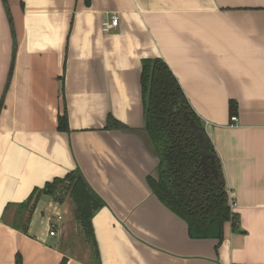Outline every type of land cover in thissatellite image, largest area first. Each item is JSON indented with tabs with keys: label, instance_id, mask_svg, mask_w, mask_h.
Here are the masks:
<instances>
[{
	"label": "crops",
	"instance_id": "crops-1",
	"mask_svg": "<svg viewBox=\"0 0 264 264\" xmlns=\"http://www.w3.org/2000/svg\"><path fill=\"white\" fill-rule=\"evenodd\" d=\"M6 2L0 264H264V0ZM113 14L118 27L103 32ZM154 58L178 79L221 161L238 216L222 241L191 237L150 186L159 157L142 71ZM74 170L104 202L93 217L100 260L72 238L79 222L67 199L43 195L30 218L18 214L34 189Z\"/></svg>",
	"mask_w": 264,
	"mask_h": 264
},
{
	"label": "trees",
	"instance_id": "trees-1",
	"mask_svg": "<svg viewBox=\"0 0 264 264\" xmlns=\"http://www.w3.org/2000/svg\"><path fill=\"white\" fill-rule=\"evenodd\" d=\"M3 1L8 9L6 0ZM142 94L146 131L159 157L158 177L149 178L150 186L162 202L187 222L191 237L222 241L226 223L232 221L236 225L238 216L232 210L221 161L201 119L163 59L144 61ZM185 112L202 129L203 141L196 137L184 117ZM59 129H68L66 114L59 118ZM203 154L214 155L217 177L206 173L202 164ZM43 195L60 203L66 197L72 199L80 229L91 245L92 254L100 260L93 217L104 202L81 171H71L63 178H55L44 187L34 189L28 200L19 205L20 218L24 217L25 211H29L30 218ZM17 225L24 228L21 223ZM17 264H22L20 256Z\"/></svg>",
	"mask_w": 264,
	"mask_h": 264
},
{
	"label": "water",
	"instance_id": "water-1",
	"mask_svg": "<svg viewBox=\"0 0 264 264\" xmlns=\"http://www.w3.org/2000/svg\"><path fill=\"white\" fill-rule=\"evenodd\" d=\"M184 117L186 120L189 121V124L193 131L196 134V137L200 140H204V134L202 129L199 127V125L195 122V120L188 114V112L184 113ZM202 164L204 166V169L207 174L214 175L215 177L218 176V170L216 166V159L214 155L211 154H203L202 156Z\"/></svg>",
	"mask_w": 264,
	"mask_h": 264
},
{
	"label": "rangeland",
	"instance_id": "rangeland-1",
	"mask_svg": "<svg viewBox=\"0 0 264 264\" xmlns=\"http://www.w3.org/2000/svg\"><path fill=\"white\" fill-rule=\"evenodd\" d=\"M68 205H69V218L73 219V221L77 222V219L75 217V205L72 201V199L70 197H66ZM78 224V223H77ZM75 238V240L79 241L81 244H86V247L88 249L89 247V242L85 240V235L82 233L81 229H80V224L77 225V230H76V234H73Z\"/></svg>",
	"mask_w": 264,
	"mask_h": 264
},
{
	"label": "built area",
	"instance_id": "built-area-1",
	"mask_svg": "<svg viewBox=\"0 0 264 264\" xmlns=\"http://www.w3.org/2000/svg\"><path fill=\"white\" fill-rule=\"evenodd\" d=\"M118 25H119V16L116 14H113L109 18H106L102 21V31L110 32L112 29L118 27ZM232 120L237 121L238 117L232 116ZM59 218H61V215H59ZM50 234L55 235L56 234L55 229H51Z\"/></svg>",
	"mask_w": 264,
	"mask_h": 264
}]
</instances>
